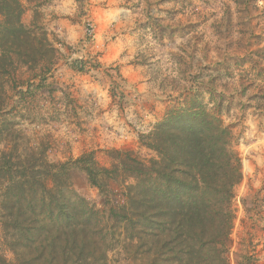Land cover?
Segmentation results:
<instances>
[{
    "label": "rangeland",
    "instance_id": "1",
    "mask_svg": "<svg viewBox=\"0 0 264 264\" xmlns=\"http://www.w3.org/2000/svg\"><path fill=\"white\" fill-rule=\"evenodd\" d=\"M19 2L22 24L46 49L24 62L0 26V264H178L174 250L153 256L161 237L131 239L123 224L104 221L106 195L74 163L84 154L109 169L126 155L159 161L149 144L173 113L186 116L182 131L170 129L184 150L198 143L189 130L205 143L209 119L228 129L210 178H231L233 151L241 179L229 261L264 264V0ZM193 113L202 116L191 124ZM104 183L111 203L130 193ZM65 197L76 201L64 208L81 231L87 223L83 239L49 220Z\"/></svg>",
    "mask_w": 264,
    "mask_h": 264
},
{
    "label": "trees",
    "instance_id": "2",
    "mask_svg": "<svg viewBox=\"0 0 264 264\" xmlns=\"http://www.w3.org/2000/svg\"><path fill=\"white\" fill-rule=\"evenodd\" d=\"M22 15L23 8L19 0H0V16L5 19L0 24L2 34L6 33L14 40L15 53L24 62H28L32 49L42 52L46 48L43 45L44 38L38 41L34 32L24 27ZM82 62L83 60L76 61V67ZM83 69L86 67H82ZM201 116L200 113H193L188 121L192 124V121L200 120ZM183 118L186 116L173 113L159 124L153 140L155 143L149 144L161 157L159 161L145 165L126 155L119 164L109 169L99 167L92 154H84L74 163L86 173L89 183L106 195L110 207L104 221L123 224L130 232L131 239L137 237L136 233L153 240L162 238V251L155 252L154 257L163 254L164 249H170L174 250L171 252L178 264H230L229 242L236 218L232 202L233 190L241 179L239 159L237 160L233 151L228 150L231 154L228 155L231 178L222 185H216L210 176L216 164L217 149L222 144L223 134L228 137V129L215 124L216 120L209 119L207 124L213 127L207 130L209 136L207 135L205 143L198 139L200 135L197 131L189 130L185 132L186 135L194 136L193 140L198 143L192 141L189 148L184 150V145L178 144L174 138L177 133L170 132V129L182 131L180 120ZM177 124L181 127L177 128ZM228 143L229 141H224L222 148ZM183 151L185 157L189 156L188 163H181L179 156ZM182 167L190 168V177L184 176ZM105 180L114 186L129 188L130 193H119L114 200L116 202L111 203L108 193L110 188L104 183ZM128 180L133 182L127 185ZM65 198L68 199L66 203L64 199L62 202L57 201L60 211L58 214L51 213L49 220L65 224L71 230L69 234L72 239H83L81 232L87 228V223L81 231L78 220L64 208L67 205L74 207L76 201ZM93 217L94 214L90 212L85 215L87 221H91ZM22 232L24 235L31 233L30 225L22 229Z\"/></svg>",
    "mask_w": 264,
    "mask_h": 264
},
{
    "label": "crops",
    "instance_id": "3",
    "mask_svg": "<svg viewBox=\"0 0 264 264\" xmlns=\"http://www.w3.org/2000/svg\"><path fill=\"white\" fill-rule=\"evenodd\" d=\"M102 15V17L101 18H103L104 16H103V14H101ZM70 30V32L73 34V36H75V34L77 33L75 30H74V28L73 27H69V29L67 28V31H69ZM72 39V38H71ZM85 88L86 89H89V88H91V85H88V87L87 86H85ZM85 90V89H84Z\"/></svg>",
    "mask_w": 264,
    "mask_h": 264
},
{
    "label": "built area",
    "instance_id": "4",
    "mask_svg": "<svg viewBox=\"0 0 264 264\" xmlns=\"http://www.w3.org/2000/svg\"><path fill=\"white\" fill-rule=\"evenodd\" d=\"M88 35H89V36H91V35H92V32H91V31H89V32H88Z\"/></svg>",
    "mask_w": 264,
    "mask_h": 264
}]
</instances>
